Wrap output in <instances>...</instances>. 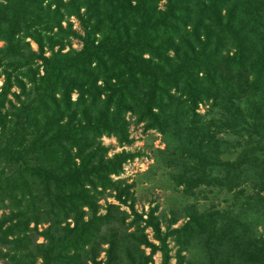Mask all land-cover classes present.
Masks as SVG:
<instances>
[{
  "label": "trees",
  "instance_id": "obj_1",
  "mask_svg": "<svg viewBox=\"0 0 264 264\" xmlns=\"http://www.w3.org/2000/svg\"><path fill=\"white\" fill-rule=\"evenodd\" d=\"M0 41V264H154L141 246L170 264L169 239L196 236L264 264V0H0ZM127 113L164 136L176 184L231 193L238 216L193 207L162 231L134 211L123 256L106 231L127 214L99 201L131 156L100 139L128 143Z\"/></svg>",
  "mask_w": 264,
  "mask_h": 264
},
{
  "label": "rangeland",
  "instance_id": "obj_2",
  "mask_svg": "<svg viewBox=\"0 0 264 264\" xmlns=\"http://www.w3.org/2000/svg\"><path fill=\"white\" fill-rule=\"evenodd\" d=\"M160 7L164 8V1L160 3ZM68 23L72 24V29L79 30L78 22L74 17L63 22L64 26ZM29 40V38L27 39ZM3 42L0 41V46ZM30 45L34 50H37V45L30 40ZM79 49L80 42L77 39H72L66 46L68 48ZM48 54V52H47ZM2 78L0 77V85ZM73 94V98H75ZM201 112L207 109V106L200 105ZM129 120V142L120 144L113 136L104 135L100 139L102 145L108 150V156L124 154L130 155L122 165L121 171L117 175H111L114 180V188L108 189L100 199L99 212L104 213L109 204L118 206V210L125 212L127 218L122 226L112 225L106 233H121L124 240L120 243V252L125 253L128 245L134 244L129 237H126L128 232L134 231L135 227L128 225L134 218V211L140 216L137 222L140 227H143L144 219L148 218L149 214L156 217L162 231L170 228H178L184 225L190 215L193 207H196L200 212H211L219 210L224 214L237 215L240 211L239 202L234 200L231 193L225 190L201 188L194 193H187L182 185L175 183L172 178V169L166 166L163 159L162 150L165 148V138L156 129L151 128L146 122H136V117L129 113L125 116ZM118 186V187H117ZM119 190H123L121 196L125 202H121L116 197ZM7 211L0 210V215ZM46 224L39 225V230ZM261 230V227L258 228ZM141 233V231H140ZM143 233L147 235L150 242L157 244L153 238V232L150 227H146ZM232 235V234H230ZM203 237L193 239L188 245H180L169 239L172 258L170 264H239L236 257L235 249H231L230 245L224 244L219 247L218 258L211 253H208L204 244ZM42 237H38L37 242H42ZM187 247V248H186ZM131 248V246H130ZM140 251L145 255H150V261L154 264L160 262V252L151 253L149 247L141 246ZM182 259L179 263V259ZM104 258V252L99 256ZM123 258V257H122ZM125 264V263H121Z\"/></svg>",
  "mask_w": 264,
  "mask_h": 264
}]
</instances>
